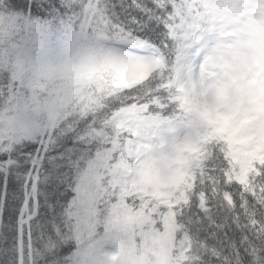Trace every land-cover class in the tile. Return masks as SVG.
<instances>
[{
  "label": "snow or ice",
  "instance_id": "6c2138e0",
  "mask_svg": "<svg viewBox=\"0 0 264 264\" xmlns=\"http://www.w3.org/2000/svg\"><path fill=\"white\" fill-rule=\"evenodd\" d=\"M0 264H264V0H0Z\"/></svg>",
  "mask_w": 264,
  "mask_h": 264
}]
</instances>
